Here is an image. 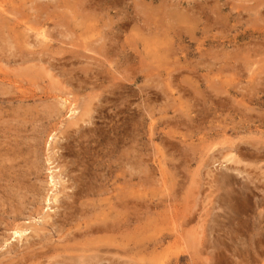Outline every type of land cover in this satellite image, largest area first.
Returning <instances> with one entry per match:
<instances>
[{
    "label": "rangeland",
    "instance_id": "obj_1",
    "mask_svg": "<svg viewBox=\"0 0 264 264\" xmlns=\"http://www.w3.org/2000/svg\"><path fill=\"white\" fill-rule=\"evenodd\" d=\"M0 12V264L58 247L67 211L45 203L50 178L70 192L77 166L93 189L105 151L117 223L133 220L117 198L136 181L119 164L138 150L143 250L113 260L264 263V0H0ZM212 171L237 186L213 190ZM8 226L37 233L7 247Z\"/></svg>",
    "mask_w": 264,
    "mask_h": 264
},
{
    "label": "bare ground",
    "instance_id": "obj_2",
    "mask_svg": "<svg viewBox=\"0 0 264 264\" xmlns=\"http://www.w3.org/2000/svg\"><path fill=\"white\" fill-rule=\"evenodd\" d=\"M2 11L4 9H1ZM1 11V12H2ZM7 11V10H6ZM5 11V12H6ZM0 12V13H1ZM5 14V13H4ZM264 14V13H263ZM4 27V26H3ZM41 35V34H40ZM43 37V36H42ZM48 39V38H47ZM49 41V40H48ZM50 52V51H49ZM51 53V52H50ZM15 54V53H14ZM32 58V57H31ZM36 60V59H35ZM10 82V81H9ZM61 100V99H60ZM68 101V100H67ZM67 101L64 100V103L66 104ZM70 102V101H69ZM68 104V103H67ZM72 104V103H71ZM73 105V104H72ZM66 108V107H65ZM70 108V107H69ZM68 109V108H67ZM74 113H76L75 111H73ZM69 113V112H68ZM72 114V113H71ZM81 122V121H80ZM200 125V124H199ZM201 126V125H200ZM232 129V128H231ZM226 130V129H225ZM198 131V130H197ZM210 131V129H209ZM227 131V130H226ZM198 133V132H197ZM70 134V133H69ZM75 134V133H73ZM72 134V135H73ZM193 134V133H192ZM71 135V137H72ZM69 137V136H68ZM70 137V138H71ZM50 138V137H49ZM56 138V137H55ZM52 140V139H51ZM51 142V141H50ZM50 146V145H49ZM106 146V145H105ZM205 147V146H204ZM108 148V147H107ZM206 148V147H205ZM240 148V147H239ZM225 149V148H224ZM230 149V147H229ZM255 149L259 150V148ZM201 150V149H200ZM207 150V149H206ZM210 150V149H209ZM239 150V149H237ZM261 150V149H260ZM208 151V150H207ZM236 151V150H235ZM95 152V151H94ZM97 152V151H96ZM107 151H105L106 153ZM109 152V151H108ZM122 152V151H121ZM136 152V151H135ZM186 152V151H185ZM189 152V151H188ZM237 152V151H236ZM235 152V153H236ZM258 152V151H257ZM256 152V153H257ZM103 153V151H102ZM101 154V159L99 161H96L95 166L93 167V189H86L84 186L86 184V182L84 183L83 180H87L88 177L85 176L83 173H78L80 171H76L74 175L73 169L76 168L74 167L72 170V172L68 171V176L69 178H71L74 182H76L77 184L75 185L74 188L70 189V192H67L65 190H68L65 186L63 189L58 190L57 188V183H56V179H54V176H51L50 178V185H51V194L49 195V197H47L46 195V199H45V203H58V206L61 205V209H65L64 211H67L66 214H63L62 218L60 219L59 224L57 225L56 228V233L58 234V241H57V245L55 247H49L48 245L47 247V251L43 252V253H32L31 255H27L25 257L21 258V261L19 262V264L23 263V264H41L38 262V260H44L43 264H127V261L123 260V256L121 254V256L119 257V259L113 260L114 258L110 255L112 254L113 251H117V254L119 252H122L124 255L128 253V251L126 250V247H128L130 244L133 245V252L135 253V255L138 257L140 255L141 252V226H142V219H141V212H142V194H141V168H143V166L141 167V159H140V155H139V150L137 152L136 155H133L131 158L132 160L129 159H121L120 160V164H119V169L121 175H125L130 173V178L129 180L133 181L135 179L136 182L135 186L136 189L134 190L133 194L130 193L128 195L125 194H121L120 197H118L117 199L121 202V206H123V208H128L127 206H130V208L133 209L134 212V218L133 220H124L120 223H117V216L118 214L115 213V208L117 205L112 204L110 201V199L112 197H109L111 195V193L113 192V185H110V182L112 181V175L114 174L113 172V164L110 163V161H108V159L106 160L105 158H107L106 156H109L107 153L106 154ZM215 153V152H214ZM262 153V152H261ZM98 154V153H97ZM114 154V153H113ZM221 154V153H220ZM240 154V153H239ZM95 155V153H94ZM120 155H123V153H120ZM126 157L128 156L127 154H125ZM214 154L212 153V156ZM234 155V154H233ZM142 156V155H141ZM236 156V155H235ZM3 157V156H2ZM99 157V156H98ZM208 157V156H207ZM217 157V156H216ZM215 157V158H216ZM238 157V156H237ZM264 157V156H263ZM96 158V157H95ZM163 158V157H162ZM212 158V157H211ZM210 158V159H211ZM214 158V157H213ZM212 158V159H213ZM99 159V158H98ZM165 159V158H163ZM207 159V158H206ZM239 159V158H238ZM161 160V159H160ZM229 160V159H228ZM243 160V159H242ZM162 161V160H161ZM160 161V162H161ZM238 161V160H237ZM47 162V161H46ZM159 162V163H160ZM219 164L221 161H218ZM216 161V163H218ZM240 162H242L240 160ZM244 162V161H243ZM204 163V161H203ZM207 163V162H205ZM214 164V162H212ZM210 163V164H212ZM77 164V163H76ZM94 164V163H93ZM112 164V165H111ZM144 164V163H142ZM208 164V163H207ZM239 164V163H238ZM162 165V164H161ZM166 165V164H165ZM218 165V164H217ZM221 165V164H220ZM223 165V163H222ZM159 166V164H158ZM157 166V167H158ZM164 165H162L161 168H163ZM171 166V165H169ZM206 166V165H204ZM210 166V165H209ZM226 166V165H225ZM117 167V164H116ZM165 167V166H164ZM207 167V166H206ZM212 168L214 166H211ZM218 167V166H217ZM232 167V166H230ZM229 167V168H230ZM237 167V166H236ZM221 168V167H220ZM219 168V169H220ZM225 168V167H224ZM222 168V169H224ZM228 168V167H226ZM225 168V169H226ZM51 169V168H50ZM78 169V168H77ZM76 169V170H77ZM80 169V168H79ZM115 169V168H114ZM117 169V168H116ZM171 169H173L171 167ZM221 169V170H222ZM224 169V170H225ZM234 169V168H232ZM236 169V168H235ZM234 169V170H235ZM162 170V169H161ZM214 170V169H213ZM216 170V169H215ZM239 170V169H238ZM236 170V171H238ZM117 171V170H116ZM143 171V170H142ZM164 171V170H163ZM219 171V170H218ZM227 171V170H226ZM230 171V170H229ZM49 172V171H48ZM88 172V171H87ZM98 172H103V174H100ZM118 172V171H117ZM165 172V171H164ZM217 172V171H216ZM216 172L214 173L212 171V175H210V180H209V186L210 188H213L214 186H219V184L222 185H226V184H231L230 181L226 178V177H220L218 176L219 174H216ZM235 172V171H233ZM239 173L241 171H238ZM166 173V172H165ZM209 173V172H208ZM222 173V172H221ZM61 174V173H60ZM86 174V173H85ZM90 174V173H89ZM211 174V173H209ZM53 175V174H52ZM62 175V174H61ZM118 175V174H117ZM176 174H174L175 176ZM221 175V174H220ZM240 175V174H239ZM242 175V172H241ZM240 175V176H241ZM87 177V179H85V177ZM91 176V175H89ZM129 176V175H128ZM162 176V175H161ZM50 177V176H49ZM62 176H58V178ZM92 177V176H91ZM123 177V176H122ZM144 177V176H143ZM165 177V176H164ZM116 178V177H113ZM121 178V177H120ZM177 179V178H175ZM236 179V176H235ZM91 180V179H89ZM164 181V180H163ZM207 181V180H206ZM234 181V180H232ZM231 181V182H232ZM115 182V181H114ZM177 182V180H176ZM182 182V181H181ZM59 183V182H58ZM113 183V182H112ZM121 183V182H120ZM125 183V181H124ZM133 183V184H134ZM165 183V182H164ZM163 183V184H164ZM167 183V182H166ZM116 184V183H115ZM130 184V183H129ZM132 184V183H131ZM162 184V185H163ZM204 184V183H203ZM233 184V183H232ZM231 184V185H232ZM46 185V184H45ZM49 185V186H50ZM177 185V184H176ZM230 185V189L232 187H234L233 184L232 186ZM33 186V185H32ZM229 186V185H228ZM237 186V184L235 185ZM130 187V186H129ZM166 187V186H165ZM222 187V186H221ZM220 187V188H221ZM227 187V186H226ZM110 188V189H109ZM33 189V188H32ZM45 189V188H44ZM116 189V188H115ZM174 189V188H173ZM227 189V188H226ZM233 189V188H232ZM38 190V189H37ZM212 190V189H211ZM214 190V188H213ZM223 190V189H221ZM228 190V189H227ZM47 191V190H46ZM90 191V192H89ZM126 191V190H125ZM218 191V190H217ZM231 191V190H230ZM233 191V190H232ZM117 192V191H116ZM175 193V192H174ZM215 193V192H214ZM232 193V192H231ZM230 193V194H231ZM209 194V193H208ZM238 194V193H237ZM241 194V193H240ZM59 195L62 196H66L68 198H70L69 202L64 201L63 204H60V199H59ZM212 194H210L211 196ZM235 195V194H234ZM108 196V198H106ZM214 196H217L214 195ZM65 197V198H66ZM87 197H93V200H87V201H82L84 198ZM209 197V196H208ZM207 197V198H208ZM212 199V198H210ZM215 200V199H214ZM230 200V199H229ZM22 201V200H21ZM209 202V201H208ZM215 202V201H214ZM52 203V204H53ZM41 204V203H40ZM212 204V203H211ZM215 204V203H214ZM47 205V204H45ZM57 205V204H56ZM55 205V206H56ZM49 206V205H48ZM155 206V205H154ZM46 207V206H45ZM57 207V206H56ZM158 207V206H156ZM55 208V207H54ZM42 209V208H41ZM48 209L50 210V207H48ZM52 209V207H51ZM174 209V208H173ZM36 210V209H35ZM58 210V209H57ZM47 210H45L46 212ZM37 212V211H36ZM56 212V211H55ZM63 212V211H62ZM121 212V211H120ZM40 213V212H39ZM43 213V212H42ZM49 213V212H48ZM57 213V212H56ZM119 213V211H118ZM175 213V212H174ZM186 213V212H185ZM34 214V213H33ZM38 214V213H37ZM169 214V213H168ZM32 215V214H31ZM50 215V213H49ZM62 215V214H60ZM59 215V216H60ZM114 215V216H113ZM144 215V213H143ZM176 215V214H174ZM182 215V214H179ZM40 216V215H38ZM44 216V215H42ZM56 216V215H54ZM31 217V216H30ZM46 217V216H45ZM42 217V220H45L47 222V219L49 216L47 215L46 218ZM51 217V216H50ZM143 217V216H142ZM202 217V216H201ZM34 218V217H33ZM39 218V217H38ZM56 218V217H55ZM123 218V217H121ZM191 218V217H190ZM189 221H192L190 220ZM35 219V218H34ZM57 219V218H56ZM55 219V220H56ZM186 219V220H188ZM204 219V218H203ZM144 220V218H143ZM1 221V220H0ZM34 221V220H33ZM54 222V221H53ZM57 222V220H56ZM131 222L134 224V234H136V236L133 238L132 237H123V238H117L114 237L116 233L120 234L121 229L126 228V224L128 226V224L131 225ZM160 223V222H159ZM181 223V222H180ZM185 223H187V221H185ZM199 223V222H198ZM43 224V223H42ZM47 224V223H45ZM44 224V225H45ZM48 224L51 225V223L48 222ZM47 224V225H48ZM196 224V223H195ZM162 225V224H160ZM180 225V224H179ZM188 225V224H187ZM166 226V225H165ZM182 226V224H181ZM195 226V225H194ZM208 226V225H207ZM11 227V226H8ZM44 227V226H43ZM51 227V226H50ZM197 227V226H196ZM201 227V226H200ZM132 228V227H131ZM152 228V227H151ZM169 228V227H168ZM167 228V229H168ZM188 228V227H187ZM195 228V227H194ZM204 228V227H203ZM129 229V228H128ZM172 229V227H171ZM1 230V229H0ZM154 230V229H153ZM194 230V229H193ZM11 234H9L8 236H10L11 238V243L7 244V247L11 244H13V241H16V245L20 244L17 242H20L21 239H27L28 236L31 234V232L33 233L34 231L36 232L37 229H34L33 227L30 226H25V227H20V226H14L11 227L10 229ZM53 231V230H52ZM51 231V232H52ZM55 231V230H54ZM168 231V230H167ZM208 231V230H207ZM130 232V231H129ZM145 232V231H144ZM147 232V231H146ZM154 232V231H153ZM174 232V231H173ZM172 232V234H173ZM204 232V231H203ZM6 233V232H5ZM8 233V232H7ZM10 233V232H9ZM37 233V232H36ZM161 233V232H160ZM210 233V232H209ZM149 234V232H148ZM151 234V233H150ZM159 234V233H158ZM171 234V233H170ZM169 234V235H170ZM193 234V233H192ZM207 234V233H206ZM33 235V234H32ZM55 235V234H54ZM114 235V236H113ZM121 235V234H120ZM200 235V234H199ZM203 235V234H202ZM212 235V234H211ZM7 236V235H6ZM123 236V234H122ZM158 236V235H157ZM197 236V234H196ZM218 236V235H217ZM4 237V236H3ZM36 237V236H35ZM38 237V236H37ZM145 237V236H144ZM172 237V236H171ZM180 236H178L179 238ZM200 237V236H199ZM208 238V235L206 236ZM210 237V236H209ZM212 237V236H211ZM210 237V238H211ZM9 238V239H10ZM43 238V237H42ZM150 238V237H149ZM219 238V237H218ZM8 239V238H7ZM6 239V240H7ZM33 239V238H32ZM38 238H34V240H36ZM155 239V238H154ZM153 239V240H154ZM201 239V238H200ZM199 239V240H200ZM206 239V238H205ZM213 239V238H212ZM5 240V241H6ZM40 240V239H38ZM44 240V239H43ZM47 240V239H46ZM63 240L62 243H60ZM156 240V239H155ZM169 241V239H167ZM191 240V239H190ZM189 240V241H190ZM196 240V239H195ZM9 241V240H8ZM161 241V240H160ZM172 241V240H170ZM188 241V242H189ZM201 241V240H200ZM206 241V240H205ZM220 241V238H219ZM235 241V240H234ZM259 241V240H258ZM26 242V241H25ZM28 242V241H27ZM32 242V241H31ZM35 242V241H33ZM36 242H38L36 240ZM53 242V241H52ZM153 243V241H151ZM150 242V243H151ZM167 242V241H166ZM199 242V241H197ZM203 242V241H201ZM241 242V241H239ZM54 243V242H53ZM174 243V242H173ZM172 243V244H173ZM176 243V242H175ZM181 243V241H180ZM209 243V242H208ZM222 242H220L221 244ZM225 243V242H224ZM43 244V243H41ZM55 244V243H54ZM53 244V245H54ZM169 244V242H168ZM184 244V243H182ZM206 244V243H205ZM226 244V243H225ZM3 244H1L2 246ZM14 245V244H13ZM21 245V244H20ZM35 245V244H33ZM155 245V244H154ZM197 245H199V243H197ZM203 245V243H202ZM245 245V243H244ZM31 246V244H30ZM30 246L26 247V250H29ZM40 246V245H39ZM55 246V245H54ZM145 246V245H144ZM152 246V245H151ZM165 246V245H164ZM174 246V245H173ZM178 246V244H177ZM211 246V245H210ZM224 246V245H223ZM227 246V245H226ZM231 244L230 249L233 251V249L231 248ZM6 247V246H5ZM4 247V249H5ZM23 247V246H22ZM32 247V246H31ZM36 247V246H35ZM43 247V246H42ZM39 247V248H42ZM132 247V246H131ZM167 247V246H166ZM169 248L172 246H168ZM180 247V246H178ZM207 247V245H206ZM216 247V246H215ZM221 247V246H220ZM21 248V247H19ZM25 248V247H24ZM146 248V247H145ZM153 248V247H151ZM163 248V247H162ZM161 248V249H162ZM170 248V249H171ZM210 248V247H208ZM264 248V247H263ZM263 248H261L263 250ZM13 249V248H11ZM22 249V248H21ZM130 249V248H129ZM148 249V246H147ZM166 249V248H164ZM227 249V248H226ZM247 249V248H246ZM10 250V249H9ZM14 250V249H13ZM12 250V251H13ZM143 250V249H142ZM157 250V249H156ZM197 250V249H196ZM235 250V249H234ZM22 251V250H21ZM24 251V252H25ZM44 251V250H43ZM146 251V249H145ZM152 251V250H151ZM159 251V250H158ZM166 251V250H165ZM168 251V250H167ZM177 251V250H176ZM229 251V250H228ZM238 251V249H237ZM6 252V250H5ZM10 252V251H9ZM8 252V253H9ZM131 253V251H129ZM196 252V251H195ZM218 254L219 252L216 251ZM264 252V251H263ZM7 253V252H6ZM15 253V252H14ZM18 253V252H17ZM183 253V252H182ZM190 253V252H189ZM234 253V252H233ZM16 254V253H15ZM165 254V253H164ZM176 254H179L176 253ZM17 255V254H16ZM239 255V254H238ZM15 256V255H14ZM13 256V257H14ZM116 256V255H115ZM167 256V254H166ZM165 256V257H166ZM234 256V255H232ZM16 257V256H15ZM237 257V256H236ZM239 257V256H238ZM131 259V258H130ZM22 260H25L24 262H22ZM191 260V259H190ZM118 261V262H117ZM12 262V261H10ZM175 262V261H174ZM173 262V263H174ZM191 262V261H190ZM216 262V261H215ZM242 262V261H241ZM192 263V262H191ZM136 264H140L139 259L137 260ZM193 264V263H192ZM249 264V263H248ZM264 264V263H263Z\"/></svg>",
    "mask_w": 264,
    "mask_h": 264
}]
</instances>
